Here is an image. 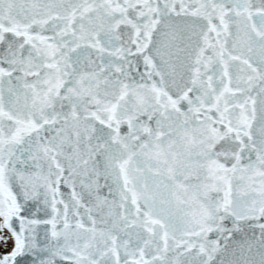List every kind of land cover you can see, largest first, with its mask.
Returning a JSON list of instances; mask_svg holds the SVG:
<instances>
[{
    "label": "snow or ice",
    "instance_id": "obj_1",
    "mask_svg": "<svg viewBox=\"0 0 264 264\" xmlns=\"http://www.w3.org/2000/svg\"><path fill=\"white\" fill-rule=\"evenodd\" d=\"M0 264H264V0H0Z\"/></svg>",
    "mask_w": 264,
    "mask_h": 264
}]
</instances>
